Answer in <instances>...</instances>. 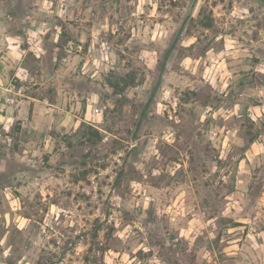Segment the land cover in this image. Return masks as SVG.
<instances>
[{
  "label": "rangeland",
  "instance_id": "rangeland-1",
  "mask_svg": "<svg viewBox=\"0 0 264 264\" xmlns=\"http://www.w3.org/2000/svg\"><path fill=\"white\" fill-rule=\"evenodd\" d=\"M0 264H264V0H0Z\"/></svg>",
  "mask_w": 264,
  "mask_h": 264
}]
</instances>
